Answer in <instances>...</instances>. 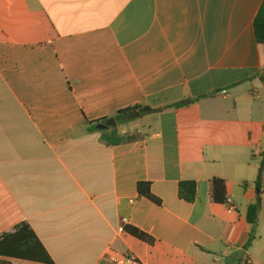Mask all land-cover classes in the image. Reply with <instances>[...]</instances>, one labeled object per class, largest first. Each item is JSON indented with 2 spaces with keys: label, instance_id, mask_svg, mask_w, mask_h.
<instances>
[{
  "label": "crops",
  "instance_id": "1",
  "mask_svg": "<svg viewBox=\"0 0 264 264\" xmlns=\"http://www.w3.org/2000/svg\"><path fill=\"white\" fill-rule=\"evenodd\" d=\"M263 2L0 0V264H264V195L258 226L247 220L264 158ZM139 105L153 110L131 140L88 132ZM215 178L234 210L212 200ZM124 219L156 244L120 233ZM33 250L43 261L21 256Z\"/></svg>",
  "mask_w": 264,
  "mask_h": 264
},
{
  "label": "trees",
  "instance_id": "2",
  "mask_svg": "<svg viewBox=\"0 0 264 264\" xmlns=\"http://www.w3.org/2000/svg\"><path fill=\"white\" fill-rule=\"evenodd\" d=\"M254 30L255 35L258 43L262 46H264V2L255 18L254 21ZM181 104H174L170 105L168 107L175 108L180 107ZM153 108L149 105H139L134 106L131 108L123 109L118 111L114 118L117 122V127L110 128L108 130H98L97 126L101 123H105L108 121V118L95 121V122H89L87 125L88 132L91 133H100L102 141L108 145V146H117L122 144L126 140H131L132 138L129 136L128 138L123 137L119 132V126L123 123H126L129 121V116L135 112H142V114H148L151 113ZM264 175V158L260 164L258 177L256 181V200L253 204H251L248 208V214H247V220L248 222L253 226V228H256L259 223V217L260 213L262 211L263 207V195L264 192L262 190V179ZM211 197L212 200L216 203H226L227 202V186L226 181L223 179L215 178L211 181ZM137 190L140 197L147 198L151 200L152 202L161 205V201L153 194L152 192V185L149 182H139L137 185ZM179 196L181 199L185 200L188 203H193L196 200L197 196V183L194 181H184L181 182L179 185ZM125 231L132 235L133 237L139 239L142 242H145L149 245H155L156 240L148 235L147 233L143 232L142 230L133 227V226H127L125 228ZM254 240V235L251 236L250 241L246 245V249H249L252 245V242ZM24 259H31L33 261H43L42 257L39 255V253L36 250L32 251V254H22L21 255ZM48 264H53L50 260H45Z\"/></svg>",
  "mask_w": 264,
  "mask_h": 264
},
{
  "label": "built area",
  "instance_id": "3",
  "mask_svg": "<svg viewBox=\"0 0 264 264\" xmlns=\"http://www.w3.org/2000/svg\"><path fill=\"white\" fill-rule=\"evenodd\" d=\"M227 202H228L229 208L231 210H234L235 207H234L232 201H227ZM123 222H124L123 223V226L119 230L120 233H124V231H125V225L128 222V220L127 219H124ZM113 261L116 264H137V260L134 257H132V256L115 257V258H113ZM244 264H252L251 257H246Z\"/></svg>",
  "mask_w": 264,
  "mask_h": 264
},
{
  "label": "rangeland",
  "instance_id": "4",
  "mask_svg": "<svg viewBox=\"0 0 264 264\" xmlns=\"http://www.w3.org/2000/svg\"><path fill=\"white\" fill-rule=\"evenodd\" d=\"M138 121H139V119H129L128 122L121 124L120 125V133H121V135L124 137V136H127L129 133H131L132 132V130H131V127H132L131 124H133L134 122H138ZM260 228H261L260 229V233H261L260 235H264V223L261 224V227ZM261 237H262L261 238V243H259L261 245H259V246H256L255 245V252L256 253H259V254L262 251V248H263L262 247V244H263V241H264V236H261ZM258 239H259V237H258ZM246 257H248V256H246Z\"/></svg>",
  "mask_w": 264,
  "mask_h": 264
},
{
  "label": "water",
  "instance_id": "5",
  "mask_svg": "<svg viewBox=\"0 0 264 264\" xmlns=\"http://www.w3.org/2000/svg\"><path fill=\"white\" fill-rule=\"evenodd\" d=\"M154 111L155 112H162V108L156 109ZM141 115H142L141 112L138 111V112L131 114L129 116V119H137V118H140ZM115 127H117V122H116L115 118H111L108 121H106L105 123L99 124L97 126V129L98 130H108L110 128H115Z\"/></svg>",
  "mask_w": 264,
  "mask_h": 264
}]
</instances>
